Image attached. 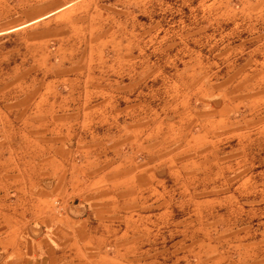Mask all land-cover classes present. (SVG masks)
Returning <instances> with one entry per match:
<instances>
[{
    "label": "crops",
    "instance_id": "crops-1",
    "mask_svg": "<svg viewBox=\"0 0 264 264\" xmlns=\"http://www.w3.org/2000/svg\"><path fill=\"white\" fill-rule=\"evenodd\" d=\"M14 7L0 9V264H234V248H261L262 152L230 141L259 125L261 90L239 85L237 102L186 83L115 22L73 20L77 0ZM20 31L13 58L1 44ZM154 81L175 92L164 104Z\"/></svg>",
    "mask_w": 264,
    "mask_h": 264
},
{
    "label": "rangeland",
    "instance_id": "rangeland-1",
    "mask_svg": "<svg viewBox=\"0 0 264 264\" xmlns=\"http://www.w3.org/2000/svg\"><path fill=\"white\" fill-rule=\"evenodd\" d=\"M15 1L0 0V9L9 15L8 20L17 15L15 7L13 8ZM77 2L85 3L89 10L73 13V20L85 19L89 22L88 31L93 34L98 21L115 22L116 24L110 26L114 27L119 37L129 35L136 38L134 46L136 52H143L145 48L157 58L160 57V53H167L170 64L167 63L169 65L167 69L177 66L178 63L179 67L184 68L182 77L186 83L199 81L201 84L215 86V92L220 91L223 94L229 90L237 91L231 93L238 95L237 102L246 95L238 89L242 84L261 90L264 96V0H77ZM102 4L105 9H102ZM26 36L27 31L7 34V41L1 44V48L13 50V58L22 57L24 55L21 52L26 51L24 42ZM148 36L151 40L144 45V37ZM77 50L81 54L83 44ZM152 61L156 64L151 65L159 69L162 61L158 59ZM145 67L143 61L136 63L137 70H143ZM153 83L155 85L151 93L152 100L164 104L170 99L169 95L175 94L166 93V88L157 90V83L155 81ZM188 94L184 96V100L189 101ZM253 105L259 110L254 114V119L259 125H255L253 129H246L247 132L243 135L230 140L231 147H240L241 150L246 149L249 152H262L264 163V130L261 131L260 127L264 124V104L258 101ZM232 206L234 207L233 204ZM238 210L235 208L234 212L237 213ZM252 216L253 213L249 211L248 219ZM261 248L264 249V232ZM261 248L249 245L234 248V264H264V256L259 258L260 255H264ZM256 255L258 259H255ZM200 264L213 263L207 261L203 263L202 259Z\"/></svg>",
    "mask_w": 264,
    "mask_h": 264
}]
</instances>
